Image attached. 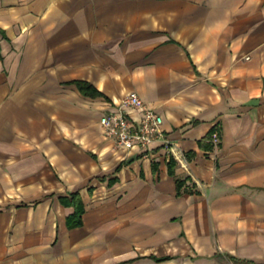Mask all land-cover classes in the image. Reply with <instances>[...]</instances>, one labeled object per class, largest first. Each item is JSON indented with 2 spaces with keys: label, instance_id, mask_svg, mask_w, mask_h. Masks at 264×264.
I'll return each instance as SVG.
<instances>
[{
  "label": "crops",
  "instance_id": "1",
  "mask_svg": "<svg viewBox=\"0 0 264 264\" xmlns=\"http://www.w3.org/2000/svg\"><path fill=\"white\" fill-rule=\"evenodd\" d=\"M0 264H264V0H0Z\"/></svg>",
  "mask_w": 264,
  "mask_h": 264
},
{
  "label": "built area",
  "instance_id": "2",
  "mask_svg": "<svg viewBox=\"0 0 264 264\" xmlns=\"http://www.w3.org/2000/svg\"><path fill=\"white\" fill-rule=\"evenodd\" d=\"M137 115L132 117L131 114ZM161 115L146 106L135 91H128L122 98L118 110L99 117L104 135L111 138L116 148L137 147L146 155L153 144L168 145L169 140L162 128Z\"/></svg>",
  "mask_w": 264,
  "mask_h": 264
},
{
  "label": "trees",
  "instance_id": "3",
  "mask_svg": "<svg viewBox=\"0 0 264 264\" xmlns=\"http://www.w3.org/2000/svg\"><path fill=\"white\" fill-rule=\"evenodd\" d=\"M77 87L79 88V90L85 94V95H94L97 94L98 91H96L91 85H89L86 82H82V81H75ZM213 131H215L214 129H211L208 131V133L206 134L205 138L202 140H198V145L202 148H207L210 145L205 143V139L209 138L211 136V134L213 133ZM173 161L170 158L168 160V171L169 173L172 172L171 167H172ZM181 182L177 180V186L180 187ZM71 204L74 207V211L72 214H70L67 218H66V223L68 225H75V224H79L80 223V214L82 212V205L81 202L78 198V196L76 195H72L71 197Z\"/></svg>",
  "mask_w": 264,
  "mask_h": 264
}]
</instances>
